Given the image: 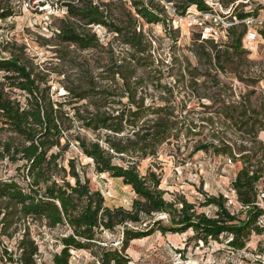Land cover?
Wrapping results in <instances>:
<instances>
[{
    "label": "trees",
    "instance_id": "trees-1",
    "mask_svg": "<svg viewBox=\"0 0 264 264\" xmlns=\"http://www.w3.org/2000/svg\"><path fill=\"white\" fill-rule=\"evenodd\" d=\"M57 3L63 14L56 18L58 25L50 27L57 62L43 66L25 56L23 45L11 48L10 56H0V167L16 165L18 173V178L0 176V264H39L32 222L64 230L57 238L61 248L52 255L53 264H70L74 250L97 253L101 264H131L126 253L131 242L156 232L192 230L189 240L204 244L221 242L223 237L233 250L245 249L253 234L264 235V140L258 139L264 132V101L260 109L250 103V94L227 102L215 75L211 81L219 91L214 103L188 108L189 101L179 99L177 86L161 83L162 60L144 29L145 23L161 24L176 42L180 33L173 25L175 15L184 17L191 7L212 13L213 7L206 0ZM13 15L10 8L0 6L1 20ZM256 15L237 13L239 23L229 26L226 41L198 35L194 51L216 73L230 68L242 79L241 65L249 53L243 44L245 21ZM97 26L110 35L107 42L99 37ZM259 34L264 38V29ZM90 50L101 57L81 56ZM199 75L193 74V79ZM148 81L160 93L162 104L146 103ZM54 83L59 85L56 90ZM190 86L193 94L194 89L198 92L196 80ZM60 88L64 100L54 98ZM198 98H203L199 92ZM82 131L97 137L91 139ZM205 131L213 140L200 142L195 151L212 149L243 161L231 182L242 206L238 212L229 208L224 194L207 195L201 203L215 206L214 215L199 212L184 197L169 201L161 176L151 169L146 174L139 170L140 161L156 157L170 138ZM71 144L92 161L97 174L119 178L132 188L130 208L106 204L101 190L91 187L87 166L77 156L65 158ZM119 230L120 248L102 240L104 232ZM6 240H15V245L10 247Z\"/></svg>",
    "mask_w": 264,
    "mask_h": 264
},
{
    "label": "rangeland",
    "instance_id": "rangeland-1",
    "mask_svg": "<svg viewBox=\"0 0 264 264\" xmlns=\"http://www.w3.org/2000/svg\"><path fill=\"white\" fill-rule=\"evenodd\" d=\"M58 0H0V6L10 8L14 15L0 21V56H10L11 48L23 45L25 56L34 58L43 66L54 59L53 44L56 40L50 27L58 25V16H62ZM109 1V0H104ZM213 7L212 13H201L196 7H191L186 16H178L169 8L174 16V28L179 29L180 36L175 42L169 37L161 24H144L145 33L153 40L156 56L162 62L164 76L162 84L177 86L179 99L189 101L188 108L198 106L199 102L212 105L213 98L217 97L218 87L212 78L218 75L223 97L226 101H240L242 96L250 94V103L260 109L264 101V38L259 34L264 29V0H206ZM28 3V4H27ZM255 12L256 16L249 17L245 22L247 34L243 40L244 48L249 52L247 60L241 65L242 79L229 68L223 73L209 68V64L200 58L194 51L195 39L215 38L227 39V29L233 23H239L235 17L237 13ZM56 16V17H52ZM103 42H107L110 35L102 27H95ZM48 40V42L46 41ZM8 48V49H6ZM81 56L88 58L101 57L96 51H86ZM193 74H202L193 79ZM1 77V73H0ZM56 77V76H54ZM57 78V77H56ZM251 79H258L251 83ZM199 83L198 92L203 98L199 100L198 92L190 86L192 81ZM59 85L54 83L53 90ZM149 97L147 104H162L160 93L148 81ZM254 91L255 93H250ZM65 91L60 88L54 98L64 100ZM219 105V102L215 105ZM202 110V107H196ZM197 119V117H194ZM197 122V121H196ZM89 138L95 139L96 134L82 131ZM233 137V133H230ZM259 140H264V132L258 134ZM213 139L205 131L201 135L188 136L185 133L179 139L170 138L163 144L156 157L147 156L140 161L139 170L146 174L149 169L155 171L162 178L161 188L165 190V198L169 201L185 198L197 205L199 212L214 215L215 206H201L205 198L210 195L224 194L227 205L232 211L238 212L242 206L232 189L231 182L243 166L240 158L233 160L227 154H217L212 149L195 151L200 143L210 142ZM77 156L82 165L87 166V174L93 189H99L105 196L106 204L130 208L135 194L132 188L123 184L119 178H112L107 174H97L94 165L86 158L75 144L65 153V158ZM231 160V162L229 161ZM119 161V160H117ZM67 160L65 161V163ZM0 176L3 178H18L16 165L3 164L0 167ZM262 196V194H261ZM261 204H263L261 202ZM160 217H165L164 215ZM264 226V217L262 218ZM31 233L40 247L39 264H53L52 255L59 251L61 245L57 238L64 233L61 228L50 230L39 223H31ZM193 235L190 230L182 234L162 235L156 232L153 235L131 242L126 253L131 258V264H264V235L253 234L247 247L243 250H233L227 246L228 240L210 241L208 244L189 240ZM122 233L104 232L102 240L120 248ZM10 247L15 240L8 241ZM262 250V251H261ZM95 252V251H94ZM70 264H101L97 253L86 250L72 251Z\"/></svg>",
    "mask_w": 264,
    "mask_h": 264
},
{
    "label": "built area",
    "instance_id": "built-area-1",
    "mask_svg": "<svg viewBox=\"0 0 264 264\" xmlns=\"http://www.w3.org/2000/svg\"><path fill=\"white\" fill-rule=\"evenodd\" d=\"M28 4V3H27ZM11 17V16H10ZM9 18V17H8ZM0 21H2L1 19H0ZM230 162H231V160H229Z\"/></svg>",
    "mask_w": 264,
    "mask_h": 264
},
{
    "label": "crops",
    "instance_id": "crops-1",
    "mask_svg": "<svg viewBox=\"0 0 264 264\" xmlns=\"http://www.w3.org/2000/svg\"><path fill=\"white\" fill-rule=\"evenodd\" d=\"M135 241H137V240H135ZM134 242V241H133Z\"/></svg>",
    "mask_w": 264,
    "mask_h": 264
},
{
    "label": "bare ground",
    "instance_id": "bare-ground-1",
    "mask_svg": "<svg viewBox=\"0 0 264 264\" xmlns=\"http://www.w3.org/2000/svg\"><path fill=\"white\" fill-rule=\"evenodd\" d=\"M127 186V185H126Z\"/></svg>",
    "mask_w": 264,
    "mask_h": 264
}]
</instances>
